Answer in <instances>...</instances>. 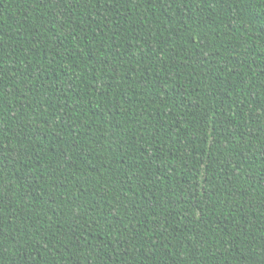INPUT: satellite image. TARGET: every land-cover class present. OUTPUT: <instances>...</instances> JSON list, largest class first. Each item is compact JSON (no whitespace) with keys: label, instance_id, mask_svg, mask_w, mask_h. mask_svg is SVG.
I'll list each match as a JSON object with an SVG mask.
<instances>
[{"label":"trees","instance_id":"1","mask_svg":"<svg viewBox=\"0 0 264 264\" xmlns=\"http://www.w3.org/2000/svg\"><path fill=\"white\" fill-rule=\"evenodd\" d=\"M0 264H264V0H0Z\"/></svg>","mask_w":264,"mask_h":264}]
</instances>
